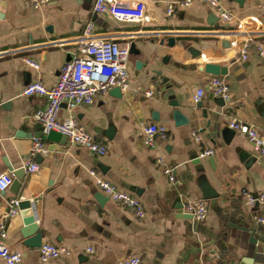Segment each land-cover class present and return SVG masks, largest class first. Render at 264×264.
I'll use <instances>...</instances> for the list:
<instances>
[{"label":"crops","instance_id":"1","mask_svg":"<svg viewBox=\"0 0 264 264\" xmlns=\"http://www.w3.org/2000/svg\"><path fill=\"white\" fill-rule=\"evenodd\" d=\"M140 1L151 18L132 23L97 13L95 0H51L40 7L0 0V54L18 50L0 55V172L13 173L9 166L18 170L31 162L40 164L38 171L26 169L19 190L14 188V175L11 186L0 191V231L5 228L8 246L22 252L18 264H122L131 256L149 264H240L236 254L240 236L250 235L242 227L264 234V224L258 221L264 217V204L247 202L248 192H264V154L230 126L232 120L244 122L264 134V55L259 48H264V0H218L231 12L230 22L221 21L207 0H193L187 6L176 0ZM88 22L94 23L97 33L134 43L141 51L130 54L128 86L120 93L113 87L98 94L91 105L70 110L64 103L60 110L61 118L74 115L107 147L104 155L68 139L64 143L49 139L34 117L47 98L22 93L34 80L46 85L57 81ZM169 37L176 39L172 47L167 45ZM223 39L231 46L224 47ZM27 56L38 60L40 68L29 66ZM139 60L146 66L137 68ZM198 62L228 68L220 75L227 80L230 95L219 130H236L230 143L221 133L214 137L207 126L218 96L208 85L215 75L198 72L194 68ZM165 77L170 78L169 88L163 84ZM202 87L204 94L196 102L194 95ZM178 96L187 124L177 125L171 116V101ZM154 111L158 119L153 118ZM152 123L165 124L169 130L167 138L156 134L155 145L149 146L143 141V128ZM36 139L45 144L46 152L32 154ZM206 150L213 153L203 155ZM253 155L256 160L247 165ZM92 171L139 197L145 215L137 216L106 195ZM205 180L219 197H202L200 185ZM13 197L30 200L32 207L19 206L17 214L7 217ZM196 199L206 202L203 219L189 218L184 210ZM28 210L43 230V244L65 246L68 254L42 262L39 248L23 244ZM254 260L264 264V253Z\"/></svg>","mask_w":264,"mask_h":264},{"label":"built area","instance_id":"2","mask_svg":"<svg viewBox=\"0 0 264 264\" xmlns=\"http://www.w3.org/2000/svg\"><path fill=\"white\" fill-rule=\"evenodd\" d=\"M25 4L40 7L51 0H23ZM218 13L221 21L230 22L233 18L229 12L218 0H207ZM177 4L187 6L193 3V0H176ZM173 6L168 8L172 12ZM94 10L97 13L115 18L118 21L139 23L144 21L146 4L140 0H95ZM57 43V42H56ZM75 43L77 48L72 59L64 63L59 71L57 81L53 85H46L41 80H34L28 83L22 93L26 96L40 95L47 98V104L39 108L34 113V117L43 124V131L49 133L56 131L64 135L70 142L85 147L91 152L104 155L107 147L96 140L94 136L87 131L74 115L67 118L60 117V110L65 103L70 110H74L79 105H91L100 93H107L113 87L122 89L128 86L129 82V56L130 45L121 43L117 39L99 34L95 30L93 22H88L82 33L78 36ZM260 48V53L264 55V48ZM18 53V50L9 49L2 52L1 56H10ZM241 57L247 58V46L243 48ZM25 62L35 68H40V62L32 57H24ZM213 94L228 98L230 95V86L227 80L220 76H213L209 83ZM205 88H199L194 95V100L199 101ZM148 94H152L149 91ZM230 126L248 136L253 142L254 149L264 154V134L260 133L256 126L232 120ZM168 126L165 124H147L143 128V141L149 146L155 145V135L162 138L168 137ZM45 144L36 139L32 147V154L46 152ZM213 150H206L205 154H212ZM160 159V163H163ZM30 172L40 169V164L31 162L26 166ZM171 173V169H166ZM96 176L98 187L110 198L131 208L137 216L145 215V208L139 197L127 191L119 189L116 185L95 171L91 172ZM14 180V174L10 171L0 172V191H6ZM247 202L250 205L257 203L264 204V192L258 194L247 193ZM19 198H11L9 201V210L6 214L11 217L19 211ZM184 210L194 216L196 219H203L207 215L206 202L202 199L190 200L184 205ZM264 224V217L258 219ZM8 232L5 228L0 231V260L6 264H18L21 262L23 254L21 251L11 249L6 243ZM91 249V248H90ZM92 250V249H91ZM69 249L65 246H58L54 243H44L39 248L40 259L42 262H48L64 254H68ZM122 264H149L139 256H131L125 259Z\"/></svg>","mask_w":264,"mask_h":264},{"label":"water","instance_id":"3","mask_svg":"<svg viewBox=\"0 0 264 264\" xmlns=\"http://www.w3.org/2000/svg\"><path fill=\"white\" fill-rule=\"evenodd\" d=\"M239 2H241V0H238ZM151 18V14L148 13L147 11H145L144 13V20H149ZM176 42V39L174 37H169L167 40V45L168 46H174ZM165 43L164 40L160 41V45H163ZM222 45L224 47H229L231 46V42L229 40L223 39L222 41ZM141 51L137 50L135 47V44L132 43L130 46V54H140ZM143 66H146L144 61L139 60L137 62V68L141 69ZM194 68L200 72V73H209L212 75H225L228 72V68L226 66H222L221 64L218 63H212V62H198L194 65ZM170 78H163V84L166 85V87H170ZM116 92L120 93L121 92V88L120 87H116ZM170 93H172L171 90H169ZM229 102L228 98H224L221 96H218L215 100L214 103L216 105V109L214 112H212L211 117L209 118V121L207 123L208 127H211V129L213 130V136H217L219 135V133H221L226 141V143H230L236 130L231 129V128H223L222 130H219V125H220V121L219 118L221 116V114L226 111L224 110L227 106ZM181 101H180V97L178 96V99L176 100H172L171 101V105L174 107L172 109L171 112V116L173 117V119L175 120L177 125H182V124H187L188 123V118L180 111L179 107L181 106ZM198 105H200V102H198ZM204 116H210L209 112H203ZM153 118L154 119H158V112L154 111L153 112ZM48 138L55 140V141H59L61 143H64L67 138L62 135L59 132L56 131H50L48 133ZM40 137H42V134H40ZM44 137V136H43ZM256 160V156H252L250 158V160L248 161L247 165H249L252 161ZM196 162H199V160H197ZM9 168L11 170H13V173L16 177V179L14 180V188H17L18 190L20 189L21 183L24 179V174L26 172V168L25 167H19L18 170H14L12 166H9ZM200 189L202 191V197L204 199H216L217 197H219V193L212 190L208 181H204L201 185H200ZM257 206L260 205L259 203L256 204ZM19 206L21 208H28V207H32V203L30 200L25 199V200H21L19 203ZM27 214V219L25 221V228L22 230V233L24 235V241L23 244L26 247H30V248H40L43 244V230L41 228H39L36 224H35V218L34 216H31L30 211H26ZM189 218H193L192 214H188ZM242 230H244L245 232H249L250 235L248 236V238L245 236V234L240 236V246L237 249V255H240V264H254V259H260L261 256L264 253V234L263 235H258L257 229L255 227H242ZM242 251V252H240ZM244 256H241L243 255ZM253 258L252 260H249ZM235 262H231V264H234Z\"/></svg>","mask_w":264,"mask_h":264}]
</instances>
